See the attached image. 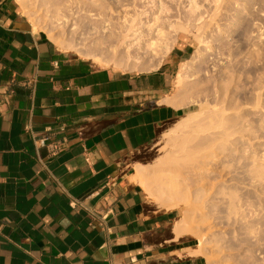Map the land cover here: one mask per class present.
<instances>
[{
    "label": "crops",
    "instance_id": "crops-1",
    "mask_svg": "<svg viewBox=\"0 0 264 264\" xmlns=\"http://www.w3.org/2000/svg\"><path fill=\"white\" fill-rule=\"evenodd\" d=\"M194 52L179 38L154 72L98 67L0 0V264H208L132 179L184 113L168 102Z\"/></svg>",
    "mask_w": 264,
    "mask_h": 264
},
{
    "label": "rangeland",
    "instance_id": "rangeland-1",
    "mask_svg": "<svg viewBox=\"0 0 264 264\" xmlns=\"http://www.w3.org/2000/svg\"><path fill=\"white\" fill-rule=\"evenodd\" d=\"M26 1L30 12L23 11L34 29L44 32L54 43L66 40L80 44L82 50L95 53H101L102 47L106 48L93 43L105 44L110 33L102 34L99 39L98 35L95 39H92L95 35L87 37L91 24L93 26L100 21L94 19L101 18V9L104 10L101 14L106 15L112 6L114 11L123 3L122 0H93L104 7L94 10L97 17L94 12L76 11L79 2H84L81 4L84 5L90 2L88 0V3L85 0ZM149 1L134 0V3L137 10L150 12ZM192 1L199 6L193 15L188 8ZM166 2L169 13L161 15V20H168V25L173 23L183 27L185 31L179 34V38L191 41L195 47L192 59L186 62V70L182 72L183 82L176 85L177 75L174 77L172 99L168 102L184 108V113L164 126L153 145L139 154L135 160L134 175L140 173L144 180H148L156 197L152 202L147 196L151 204L160 210L175 211V225L181 218L187 217L193 231L189 229L190 234L187 233L185 238L192 240L193 248H199L198 253L205 257L208 264H264V0ZM71 5L77 14H73L69 24L64 26L57 17L67 9L72 11ZM37 17L41 23L35 25ZM197 17L203 18L200 19L202 22ZM147 21L144 19V22ZM71 22L76 25L70 27ZM77 24L85 30L82 31ZM167 24L164 29L170 35ZM200 40L205 43L200 44ZM135 53L140 54L139 62L128 57L121 60L119 56L105 55L107 59L102 65L93 63L130 74L154 72L151 52L143 50ZM182 69L180 66L179 71ZM223 110L224 122L227 120L225 128L230 136H212L225 129L214 126L210 129L209 120L204 118ZM195 113L200 115L196 114L195 118ZM202 122L205 130L200 127L203 125L204 128ZM180 137H189L190 140L184 143ZM216 138L220 149H210ZM179 143L187 149L185 154L195 147L196 151L199 148L204 151L202 155L206 156L200 161V166H191L188 158L192 152L183 164L185 154L182 148L179 151ZM168 155L176 158L172 166L164 168L170 176L157 166L165 163L170 158ZM180 166L183 169L181 173ZM171 174L174 177L179 175L181 184Z\"/></svg>",
    "mask_w": 264,
    "mask_h": 264
},
{
    "label": "bare ground",
    "instance_id": "bare-ground-1",
    "mask_svg": "<svg viewBox=\"0 0 264 264\" xmlns=\"http://www.w3.org/2000/svg\"><path fill=\"white\" fill-rule=\"evenodd\" d=\"M17 1L21 5V7L24 9V11L30 12V8H29L26 0H17ZM85 1L87 2V0H85ZM88 1H90V2L89 3L87 2L88 4H84V5H81L84 2H82V1L79 2L76 5L77 6L76 11L79 13L80 10H83V11H87L90 13L94 12V14H95L97 11H94V10L104 8L103 5H101V3L99 4L97 2H94L93 0H88ZM166 1H168V0H166ZM122 2H123L122 6H120L121 5L120 4L119 7L117 9H115L114 11H112V9H113L112 8L113 6H112L110 11H109L110 12L109 14H106V15L103 14L102 15L101 13H104L103 12L104 10L101 9L102 10V12L100 13L101 18H98V19L92 18V20L94 19V20H98V21L100 20V21L98 23H95L93 26L91 24L92 28L90 27L91 31L89 33H87V37H91V36L93 37L95 35L92 38V39H95V38H97V35H98V39H99L100 37H102V34L110 33L109 37L107 35H105L108 37L109 42L107 40L106 43L103 42L105 44H101V42L98 43V41L93 43V45H97L99 47H101V45L102 46L105 45L106 49L104 50L102 47V50L100 51L101 53H97V52L95 53V52H89L86 50H82L83 47H80V44L72 43V42H66V40H57L55 42V45L63 52H67V53H69V52L75 53L76 52L80 56H82L88 60H91L92 62L94 61L98 65H102L103 64L102 62L104 61V59L105 58L107 59V57H104L105 55H108V57H114V58L116 56H119V57H121V60L124 57H128V58H132L135 61L139 62L140 59L138 56H140V54L139 53L136 54L135 52H141L143 50H145V52L150 51L151 54L153 55L152 56L153 57L152 70L153 71L157 70L160 67V65L162 64L164 58L169 53H171V50H173L174 46L176 45V43L179 39V34L184 32L185 29L183 27H179V25H173V23L168 25L166 23L168 20L166 22H165V20H163V21L161 20V15H167V11L169 13V10L167 8L168 6H166L167 2L165 3L162 0H150L149 4H148V5H151V7H150L151 9L150 10L148 9L150 12H146L145 10H144L145 12H143V11H140L139 9L137 10V7L135 6L134 0H122ZM194 2H193V4L191 3V5L188 4L189 5L188 8L189 9L191 8V11H192V14L190 13L191 15H193L194 10H197V11L199 10L198 9L199 6H197L196 2L195 3ZM51 3L53 4V2H51ZM56 4L58 5L59 3H56ZM70 4H72V3H70ZM148 5H146V7H148ZM69 7H71L72 11L69 12V11H67L69 9H67L66 10L67 12L65 11V13H67V14L60 13V14H62V16L58 15V17H57V19H59V21L63 22L64 26L69 24L73 14H77V12L74 11V8L72 7V5ZM106 8H108V7H106ZM116 10H117V12H116ZM131 10H132V13L130 12ZM115 12H116V14H115ZM94 14H93V17H94ZM96 14H95V16H97ZM149 14H151V15H149ZM156 14H158V15H156ZM194 14H196V12H194ZM143 16H144V18H143ZM200 17H202V16H200ZM200 17H197L199 19V21H200V19H203ZM144 19H147L148 21L144 22ZM35 20H36L35 25L41 23L40 21L39 22L37 21L38 17ZM78 21H79V19H78ZM91 22L92 21H90L88 23L90 24ZM200 22H202V20ZM79 24L81 25V23H79ZM79 24H77V26H79ZM166 24L168 25V29H170V31H171L170 35L168 33H166V31L164 29ZM74 25H76V23L71 22L70 27L74 26ZM83 25H85V27H87L86 23H83ZM81 26H79V27H81ZM84 30L82 28V31H84ZM92 30H93V33H92ZM94 30H95V32H94ZM103 39H105V38L103 37ZM199 43L204 44L205 41L200 40ZM185 66H186V63H184L182 65L183 69L180 71V73L178 75L177 85H180L183 82L184 76H183L182 72L186 70ZM224 113H225V111L223 110L222 112H216V113L210 114V115L206 116V118H204L205 120L206 119L209 120L208 122H209V124H211L209 126L210 129H212L211 126H214L215 128H218V129H220V128L225 129V130H222V132L219 134L215 133V135H214V133H213L212 136H216V135L221 136V137L230 136V134L227 132V129L225 128L227 120L224 122V120L226 119L223 115ZM196 114L197 113H195V116H196L195 118H197L198 114L200 115V113H198L197 115ZM191 116H193V115H191ZM204 119H203V122H205ZM192 120H194V117L192 118ZM208 122H207V124H208ZM200 127H202V129L205 130V124H204V128H203V125ZM208 131H209V129H208ZM188 139H189V137H183V138L180 137V140H182L184 143H186V141L188 142L190 140V139L189 140ZM216 140H217V138L212 141V145L210 146V149H213V150L220 149L219 145L216 143ZM176 141L178 142L179 140H176ZM178 145H180V143ZM180 146L181 147H179V151H180V148H182V145H180ZM183 146H186V145L183 144ZM198 148H199V146L197 147V149ZM195 149H196V147H195ZM199 149L197 151L195 150L196 151L195 154L193 152L194 150H192V151L189 150L190 152L188 151L189 153L185 154L186 152L184 150L187 151V149L182 148L181 150H183L184 151L183 154H185L184 158H182L184 160L183 164L187 161V159H186L187 156L188 155L190 156V154L192 152V155L188 158V160L190 159V163L192 164L191 166H197V167L200 166L201 165L200 161L203 160L206 155H202L205 153H204V151H200ZM175 161H176V158L170 157L165 163L159 164L157 166H159V170L161 169V171H163L166 166L167 167H169L170 165L172 166V164ZM190 163L188 165H190ZM178 165H179V162H178ZM176 167H178V166H176ZM180 168L179 169H180V173H181L183 169L181 166H180ZM175 169L179 170L177 168H175ZM169 170H170V168H169ZM166 172L168 173V171H166ZM166 172L164 170V173H166ZM171 172H172V170H171ZM173 175H175V174H173ZM169 176H170V174H169ZM171 176H172V174H171ZM178 176L177 177L172 176V178L174 177L176 182H177V181H179L178 179H180L179 178L180 176L179 177ZM172 178L170 179V177H169L168 179L173 181L174 179H172ZM134 179H138L139 183L142 184L146 195L150 199L149 201L153 202L154 199L156 198L155 192L149 187V183L147 182L148 180H146V179L144 180V176L141 177L140 173H138ZM140 179H142V180H140ZM172 181H171V183H172ZM180 182L181 181H179V183ZM187 220H188L187 217H183L175 225L176 232L178 233L179 237H183V236L185 237L186 235L190 234L188 230L191 228V225L189 227ZM190 230L193 231V227ZM191 235H193V234H191ZM194 255H198V256L201 255L202 256L201 253H197Z\"/></svg>",
    "mask_w": 264,
    "mask_h": 264
},
{
    "label": "built area",
    "instance_id": "built-area-1",
    "mask_svg": "<svg viewBox=\"0 0 264 264\" xmlns=\"http://www.w3.org/2000/svg\"><path fill=\"white\" fill-rule=\"evenodd\" d=\"M73 206H74V208H76L77 207V204H73Z\"/></svg>",
    "mask_w": 264,
    "mask_h": 264
}]
</instances>
